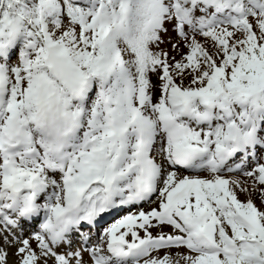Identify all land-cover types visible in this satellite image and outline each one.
<instances>
[{
    "label": "snow or ice",
    "instance_id": "6c2138e0",
    "mask_svg": "<svg viewBox=\"0 0 264 264\" xmlns=\"http://www.w3.org/2000/svg\"><path fill=\"white\" fill-rule=\"evenodd\" d=\"M0 264H264V0H0Z\"/></svg>",
    "mask_w": 264,
    "mask_h": 264
}]
</instances>
